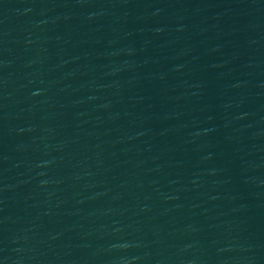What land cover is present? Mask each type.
<instances>
[{"label": "water", "instance_id": "obj_1", "mask_svg": "<svg viewBox=\"0 0 264 264\" xmlns=\"http://www.w3.org/2000/svg\"><path fill=\"white\" fill-rule=\"evenodd\" d=\"M0 264H264V0H0Z\"/></svg>", "mask_w": 264, "mask_h": 264}]
</instances>
